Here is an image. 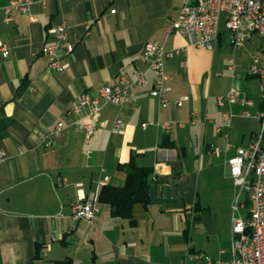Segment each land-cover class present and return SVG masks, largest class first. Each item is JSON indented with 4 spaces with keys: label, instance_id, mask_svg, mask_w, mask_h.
Instances as JSON below:
<instances>
[{
    "label": "crops",
    "instance_id": "1",
    "mask_svg": "<svg viewBox=\"0 0 264 264\" xmlns=\"http://www.w3.org/2000/svg\"><path fill=\"white\" fill-rule=\"evenodd\" d=\"M9 1L0 0V264L230 259L238 187L228 160L261 129V83L251 68L261 62L254 54L263 38L252 33L236 49L222 23L214 51L189 47L165 60L168 104L151 95L155 74L149 71L148 83L132 88L131 101L104 106L89 136L73 127L67 110L124 73L147 68V42L187 46L185 36L169 31L184 0H33L7 23ZM61 22L75 50L62 57L67 67L55 71L42 48ZM233 88L252 104L219 105L217 97ZM179 98L185 99L177 106ZM226 111L232 116L219 132ZM117 119L123 128L114 127ZM60 121L62 136L52 146L42 144ZM132 160L153 169L150 182H157L159 195L172 180V200L150 198L134 203L129 215H117L99 194L106 184H124V165ZM91 193L100 205L94 221L73 218L71 205ZM249 206L241 194L243 219Z\"/></svg>",
    "mask_w": 264,
    "mask_h": 264
},
{
    "label": "built area",
    "instance_id": "2",
    "mask_svg": "<svg viewBox=\"0 0 264 264\" xmlns=\"http://www.w3.org/2000/svg\"><path fill=\"white\" fill-rule=\"evenodd\" d=\"M33 0H10L3 7L4 21L10 23L14 19L15 11L27 12ZM114 12V11H113ZM224 23L226 29L232 35L233 46L241 48L249 35L257 33L263 38V43L258 52L254 54L259 59V53L264 49V0H184L179 17L174 21L169 31H179L188 40V45L183 48L168 49L155 42L145 44V60L147 68L137 69L132 73H124L113 84L101 86L94 94H85L67 110V115L73 118V127L85 130L90 136L95 131L94 119L101 113L108 103L122 105L134 98L133 87L148 83V73L155 74L151 95L158 98L164 105L169 103L166 93L170 90L165 85V60L186 52L189 47L206 48L214 51L220 38V27ZM53 41L45 44L42 48L43 54L48 59L49 68L62 71L67 67L63 62V55H70L75 50V44L69 39L68 26L65 22L57 23L51 27ZM5 55L9 54L6 47H2ZM185 65V63H184ZM258 67H264V60L251 68L252 75L264 77L258 74ZM185 98L175 99V105L183 104ZM218 104L224 106L226 102H240L244 106L252 104V101L244 97L237 89H231L226 95L217 97ZM263 108L257 113L259 120L264 115ZM86 109V112H85ZM232 114L228 111L223 113V121L218 124V131L229 125ZM88 118L89 121H84ZM150 123H143L147 129ZM125 123L117 119L114 123L116 129L123 128ZM171 125L166 124L165 129L169 131ZM65 129V123L60 121L55 129L47 136H42V144L52 146L60 138ZM254 134L249 144L238 148L237 154L228 160L231 176L238 187L237 197L233 205L232 219V256L227 260H216L207 258L208 264H264V146L261 151H254ZM216 154L219 150L216 149ZM2 153H0V156ZM255 159H262V168L258 170V187L256 190H248L250 182L249 166ZM247 195L249 216L243 219L238 213L240 196ZM100 210L98 197L91 193L86 198L71 205V215L75 219H86L94 221ZM247 221H254L257 226V247H250V238L247 231Z\"/></svg>",
    "mask_w": 264,
    "mask_h": 264
},
{
    "label": "trees",
    "instance_id": "3",
    "mask_svg": "<svg viewBox=\"0 0 264 264\" xmlns=\"http://www.w3.org/2000/svg\"><path fill=\"white\" fill-rule=\"evenodd\" d=\"M124 168L127 172L124 184L121 186L106 184L99 194V201L109 204L117 215H129L134 203L147 204L150 201L148 189L153 169L139 166L133 160L124 165Z\"/></svg>",
    "mask_w": 264,
    "mask_h": 264
},
{
    "label": "bare ground",
    "instance_id": "4",
    "mask_svg": "<svg viewBox=\"0 0 264 264\" xmlns=\"http://www.w3.org/2000/svg\"><path fill=\"white\" fill-rule=\"evenodd\" d=\"M261 60H264V49L259 53ZM258 74H264V67H258ZM261 81V99L264 101V77H259ZM261 129L257 133V139L254 141V151H261L264 146V115L260 119ZM262 168V159H255V162L250 164L249 173L251 175L250 182L248 183V190H256L258 187V170ZM247 231L250 238V247H257V226L254 221H247Z\"/></svg>",
    "mask_w": 264,
    "mask_h": 264
},
{
    "label": "water",
    "instance_id": "5",
    "mask_svg": "<svg viewBox=\"0 0 264 264\" xmlns=\"http://www.w3.org/2000/svg\"><path fill=\"white\" fill-rule=\"evenodd\" d=\"M171 184L172 180H170V183L165 186V192L162 194H158V185L157 182H153L148 189L150 198L153 203H164L172 200L171 196Z\"/></svg>",
    "mask_w": 264,
    "mask_h": 264
},
{
    "label": "rangeland",
    "instance_id": "6",
    "mask_svg": "<svg viewBox=\"0 0 264 264\" xmlns=\"http://www.w3.org/2000/svg\"><path fill=\"white\" fill-rule=\"evenodd\" d=\"M260 83H261V81H260ZM247 211L246 210H244V217L246 218L247 217Z\"/></svg>",
    "mask_w": 264,
    "mask_h": 264
}]
</instances>
